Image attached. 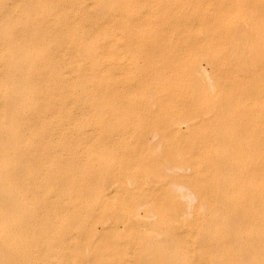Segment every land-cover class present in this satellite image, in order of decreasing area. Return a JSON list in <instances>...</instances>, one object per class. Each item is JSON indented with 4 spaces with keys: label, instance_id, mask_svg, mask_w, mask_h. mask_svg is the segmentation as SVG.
<instances>
[{
    "label": "rangeland",
    "instance_id": "1",
    "mask_svg": "<svg viewBox=\"0 0 264 264\" xmlns=\"http://www.w3.org/2000/svg\"><path fill=\"white\" fill-rule=\"evenodd\" d=\"M0 1H2L0 8L4 6L3 13H0L3 17L5 15L9 16V19L7 16L4 17L5 21H2V16L0 17V21L3 22L0 23L3 24V27H6L4 29L2 27L3 31H1L0 36L3 37L6 32H9L6 33L7 35L5 34L7 37H0L5 40L3 43L0 39V43H3L2 47L7 46L6 48L3 47V51L5 49L4 53L7 52L8 42H10L8 40L13 38L15 41L12 43L11 40L8 48L10 52L5 53L10 56H8L9 58L2 55V49V53L0 52V58L2 56L6 58L5 60L2 57L3 65L0 63V66H2L0 69L2 70L4 64H7L9 69L5 65L4 67L7 69L3 70H7V73L11 71L10 76L5 71L0 72L2 74L3 72L6 73L8 78L10 77L7 81V77L5 80V75L1 74L0 85L3 86V82L1 83L3 79L7 83L9 81L14 83L11 87L10 83L4 82L5 86H0L2 90H0V97L6 98L4 95L6 94V88L9 89L7 90L8 94L12 93L11 95H13L14 92H17L12 97L9 94L11 98H6L5 103L3 98H0V105H2L0 120L3 123L0 121V125L4 129L0 130V132L4 131L0 133V137L2 134L4 136L3 141L2 137L0 138V168L2 167L0 176L3 177L0 178V218L3 219L0 220L2 222L0 223L2 226L0 227V234L4 235L3 238L0 235V242L4 240V244L3 242L0 243V245H4L0 246V249L3 247L0 254L5 258L6 255L8 256L7 259L2 257L5 260L4 264H103L104 262L106 264H264V0H103L105 3L102 0H97L98 3L94 1L93 5L97 4L98 6L92 5L93 7L90 5L93 0H89L90 3L87 0L90 7L88 4L85 5L86 3L80 4V1L73 0V3H75H72L73 5H76V3H79L78 6L82 5L81 7L76 5L77 8L75 7V9L77 10H80L83 5L88 7H83L80 10L81 12L92 8L91 11L96 12V14L91 12L97 17H95V21L94 16L90 17L89 10L83 13V16L86 17L81 16L82 13L79 12L80 15L77 11L83 17L79 18V15L77 14V17L76 12H74V6H70V10H73L76 18L73 12L67 8L71 1L40 0V2L38 0L37 2V0H32L34 2H31L33 3L31 5L29 3L31 0H26L33 9V14L36 9L42 11L47 8L46 10H48L49 6L51 12L44 10L43 13L45 14H43L36 11L35 16L28 15L29 18L22 16L21 21H18V24L21 22L19 24V26L21 25V34L16 21L19 15L17 17L16 14L25 12L24 14L27 15L29 10L31 12V8L28 9L29 6L25 4L27 3L25 0H20L25 2L13 0V3L11 0L12 4L9 0ZM16 1L21 7V12L19 8V10L17 9L18 13L16 11L18 6ZM84 2L86 1L84 0ZM5 3L7 6L9 3L10 6L16 4V8H14V5L13 8L3 5ZM20 3H23L25 8ZM58 3L62 9L66 8L64 14L62 13L63 10L60 11L58 8L60 7ZM5 8L7 14L4 12ZM10 8L15 9V15ZM100 11L105 13V15L102 14L104 18ZM66 12H70V16ZM23 13L21 15H24ZM52 13L59 14V17ZM39 14H41L42 19H40ZM13 15L16 20L13 19ZM37 15L39 18H36ZM48 15H53L54 19L58 17L56 23L61 24H58V26L55 23L56 20H53L50 16L47 17ZM71 15L74 16V20ZM33 17L36 25L32 23ZM100 17L102 18L100 19ZM24 18L30 20L32 26H30V23L25 22L29 24L26 28L25 23L22 22ZM47 18L48 20L52 18L53 21L51 19L48 21ZM6 19L9 20V23ZM65 19L68 22H66L67 24ZM77 19H81V21ZM97 19L98 21L104 19L105 24H102L104 20L97 22ZM75 20L77 21L75 22ZM84 20H87L86 22L89 24L92 23L91 21L97 22V24L93 22L90 26L87 25L89 27L86 26L87 29ZM10 21L12 23L14 21V25L10 24ZM4 22L9 25L10 31L7 25H4ZM39 22H42V24ZM43 22L46 23L45 26H48L47 22H49V25L53 27L48 26V29L46 27V30H44ZM63 22L65 26L69 24L71 30L67 31L66 27L62 25ZM71 23L74 28L79 27L78 30L84 26V30L81 28V32L79 31L80 35L76 28L75 30L72 29ZM91 25H94V27H91ZM101 25L104 29H100ZM36 26L43 28H39L42 34L37 32L39 30ZM57 26L60 28H57ZM30 27L31 30H29ZM33 27L37 29L35 30ZM16 28L18 31H16ZM25 28L28 30L25 31ZM97 29H100V32ZM57 30H59V34L62 32V35L57 34ZM72 30L74 33L71 32ZM27 31L32 32L33 36L35 35V38L26 35L27 39H32L29 40L30 44L32 42L31 47H35L40 43V47H35L40 52L37 51L36 53V50L32 47L34 55L29 53L32 50H28L29 52L26 50L30 46L24 35ZM12 32H17L19 35ZM29 32L27 33L30 34ZM36 32L38 35H36ZM46 32H52L51 36L48 35V37ZM88 33L91 34V37ZM9 34L16 36L12 37ZM76 34L81 39L77 40ZM82 34L83 36L80 37ZM86 34L88 38L85 37ZM39 35L43 39V41L40 40L41 42H38L40 37L37 38V36ZM55 35H59L62 40L58 36L55 37ZM20 36H24L25 38L22 37L24 40L21 39V42H16L21 38ZM29 36L30 38H28ZM53 37L57 41L54 39L52 41L51 38ZM68 37L71 38V41H67ZM49 39L50 41H48ZM22 41L26 42L23 43ZM72 41L78 46L72 44ZM56 42L60 46L56 47L54 45L57 49L55 54L64 53L63 55L56 56L53 53L55 51H53L54 46L52 45ZM16 43L18 47L13 50L12 45L15 47ZM36 43L38 44L36 45ZM42 43L44 45L48 44L46 47L48 50L45 49ZM84 43L85 47L81 49ZM87 43H93L94 48L89 44L88 49ZM71 44V47H76V55L74 56L78 55L77 58L75 57L77 63L74 60V53L71 54L70 52H74V49L70 48ZM79 45L82 51L79 49ZM115 45L116 47H114ZM41 47L43 48L42 52ZM67 47L70 48V51ZM95 47L96 50H93ZM17 48H19L18 52H16ZM59 48L62 53L59 52ZM10 49L15 51L16 54ZM21 49L23 50L21 51ZM79 50L81 53H78ZM87 50L93 54L91 55ZM97 50L98 52H96ZM51 52L53 55L50 54ZM83 52L86 53V56L83 55ZM65 53H70L71 56L70 54L65 55ZM16 55L18 57L21 55L19 57L21 60H16L18 58ZM23 55L26 56L22 58ZM14 56L15 58H13ZM31 56L33 59H31ZM38 56L41 58L38 59L40 62L37 61ZM54 56L55 58L58 57L56 59L58 64L54 60ZM87 56H94L95 58L93 57L92 60L91 57L88 61ZM7 58L10 60L13 58L11 60L13 62L7 61ZM46 59L48 60L44 61ZM22 60L26 62H23L20 67ZM59 60L64 63L59 65V62H61ZM17 61L19 62L17 63ZM14 62L18 65L15 64V69L17 68L15 72L21 68L23 70L29 65L27 67L29 69H24L23 72L30 73L28 71L33 70L31 72L35 74L33 77L36 79L40 77L38 80L41 83L35 79L34 81L33 77H29L32 76L31 73L28 76L27 73L22 75L23 72L20 70V74L25 76L22 80L21 75H16L13 70H10L14 69ZM37 62H39L38 64L44 63H41L40 66L37 65V69H35ZM68 62L70 65H67ZM100 62L103 65H99ZM23 64H27V66ZM63 65L66 66L65 73L62 70L65 76L62 75L61 71L58 72V70L64 69ZM98 65L101 68L100 70ZM67 66L68 69L71 67V72L67 69ZM35 70H38V72L36 71V73ZM55 72L61 73V76L58 77L56 74L54 76ZM12 74H14L13 77ZM84 75L87 76L85 77L87 79L83 77ZM93 75L95 77L92 78ZM16 76L17 78H14ZM18 76L22 80L20 85L23 86L21 88L25 89H22L23 92L18 83L20 81L16 82V80H19ZM62 76L64 81L65 77L66 79L69 77L71 81L66 80L64 82ZM91 78L94 81H91ZM57 80H61L66 84L70 82L71 85L74 81L76 84L71 86L68 83L65 87L63 86L65 89H62L61 81L58 83ZM30 81L31 83H29ZM22 82L24 83L22 84ZM63 82L62 84H64ZM86 82L92 83L90 84L92 86L89 84L90 87L84 85L83 83ZM39 84L43 88L38 87L37 93L34 86H39ZM8 85L11 88L14 86L17 88L18 86L17 89L20 91H14V88L10 90ZM32 86L34 88H31ZM54 87L58 89L55 94L59 97L51 95L54 94L52 91H55ZM68 88L69 94L67 93ZM31 91H33V96L35 94L36 97L29 96ZM59 91L60 93H58ZM64 91L65 95H63ZM73 91L80 94L78 95ZM2 92L4 93L1 94ZM19 92L21 96L24 95V98L22 97L24 102L20 99ZM45 92L46 95L43 94ZM40 93L42 96H40ZM8 94L6 95L8 96ZM15 95H19L18 98ZM83 95L89 97L82 101L79 96L85 98ZM27 97H31L30 101ZM62 98L66 99L63 100ZM69 98L72 99L68 101ZM8 99L14 101L10 103ZM32 99L35 101L37 99V101H32ZM50 99L55 102L49 101ZM72 100L73 102H71ZM75 100L79 101L77 105L73 104ZM26 101L30 102H27V107L25 106ZM29 104L34 107L31 109ZM40 104H43L42 107H40ZM49 104L51 106L48 107ZM44 105L46 106L44 107ZM78 105L80 107H77ZM5 106H9L6 111L14 109L13 106H18V110L15 108L18 112L14 109V113L11 111L9 112L10 116H8V111L6 112L4 111L5 108L3 109ZM20 106L21 108H19ZM37 107L38 109H36ZM50 107L53 109L51 110ZM43 108L46 112H48L47 108L50 109V114H48L51 117H45L48 114L44 112ZM2 110L3 113L6 112L8 115L6 113L3 115ZM53 111L55 112L53 113ZM15 112L16 114L19 113L24 120L19 114L15 118ZM62 114L65 121L61 118ZM3 116V119L6 118L5 122L2 120ZM20 120H23V125L20 124ZM7 121L11 131L6 129L8 127V124L6 125ZM55 122L58 124L56 125ZM35 125H38V127ZM2 127L0 128L2 129ZM23 127L25 128L21 129ZM5 129L8 132H5ZM19 129L23 131L19 133ZM29 130L31 133L28 132ZM10 132L12 134H9ZM53 132H55V135ZM16 135L19 136L16 137ZM21 139H23L22 142ZM9 141H12V144ZM15 144L19 146L16 147ZM14 151L18 155L13 154ZM8 155L10 156L7 158ZM16 155L21 156L17 157ZM18 161H21L22 165ZM34 161L37 162L34 163ZM214 161H216V165ZM198 168L202 170L199 171ZM146 176L149 178L147 179ZM1 190H8L7 194ZM166 196L170 198L167 200ZM2 197L5 203L10 206H6L7 209L4 207L6 204ZM203 201L204 203H201ZM200 203L201 205L204 204L203 209L200 208L203 206H200ZM133 204L136 206L133 207ZM149 207L156 214L155 217L154 213L149 215L151 213ZM2 208L7 211L4 212ZM12 208L16 209L13 210ZM133 208H135V212H133L137 215L130 214ZM4 214L11 216L13 222L8 215L3 218L2 215ZM131 215L132 217L136 216L133 222L131 221L133 218H130ZM182 215L185 217H181ZM197 215L198 217H196ZM111 216H113L112 219ZM151 216L153 217L151 218ZM156 218L158 224L161 222L160 227L155 224ZM193 218H198L196 219L197 222ZM205 220L209 221L210 226ZM4 222L6 226H9L7 228L11 227V229L7 230L3 224ZM3 226L5 230H3ZM162 227L163 229H160ZM188 227H190V230L187 229ZM152 228L155 229L154 233L150 231V229L153 230ZM156 229L159 230L156 231ZM206 229L210 232L207 231V233ZM13 231L15 233H12ZM13 234H15V238H10ZM17 237L18 240L14 241ZM170 237L173 238L171 241ZM167 238L170 242L166 240ZM6 240L9 244L5 243ZM90 242L93 244H90ZM95 246H97V249ZM5 247H8L6 248V250L8 249L7 252L12 254H5L7 253ZM15 248L17 250H14ZM11 249L13 250L11 251ZM208 250L212 253L209 254ZM172 253L173 255L170 256ZM175 255L176 259H174ZM9 257L11 258L9 259ZM1 259L0 264L3 262ZM11 259L12 263H10ZM7 261L9 262L7 263ZM168 261L169 263H167Z\"/></svg>",
    "mask_w": 264,
    "mask_h": 264
},
{
    "label": "bare ground",
    "instance_id": "2",
    "mask_svg": "<svg viewBox=\"0 0 264 264\" xmlns=\"http://www.w3.org/2000/svg\"><path fill=\"white\" fill-rule=\"evenodd\" d=\"M7 1H8V0H7ZM9 1H10V3H11V0H9ZM14 1H15V0H14ZM17 1L19 2L20 0H17ZM17 1H16V4L18 3ZM25 1H26V0H25ZM25 1H20V2H25ZM28 1H29V0H28ZM28 1H26L27 3H25V4H27L28 6H29V3L34 2V1L31 0V1L28 3ZM39 1H40V0H39ZM51 1H52V0H51ZM56 1H59V0H56ZM63 1H64V2H69V1H71V2H70V5H69V3H67V5H69L67 8H69V10H70V8H71L70 6H74L73 9H74V12H76V15L80 12V13H82V15H81L80 13H79V14H80L81 16H83V13H84V12L86 13L87 10H89L90 13L93 12V11H91L92 8L87 9V10L85 9V11L82 10V12H81L80 10H81L83 7H84V8H88V7H85L84 5H83L82 8H80V10L75 9L76 5H77V7H81L82 5L78 6L79 3H78V4L76 3V5H73V4H75V3H73V0H67V1L63 0ZM78 1H80V4H81V3H83V4L86 3L85 5L88 4V3H87V0H85L86 2H84V0H78ZM81 1H82V2H81ZM88 1H89V0H88ZM94 1H96V3H98L97 0H93V2H91L92 4H91L90 1H89L91 7H93V6H95V5L98 6L97 4L93 5V4H94ZM102 1H103V0H102ZM105 1H106V0H105ZM105 1H103V2L105 3ZM1 2H2V1H0V4H1ZM5 2H6V1H5ZM37 2H38V0H37ZM40 2H41V1H40ZM40 2H39V3H40ZM44 2H45V1H44ZM48 2H49V1H48ZM61 2H62V1H61ZM74 2H76V1H74ZM3 3H4V2H3ZM10 3H9L8 6H9V7H12L14 4H13L12 6H10ZM12 3H13V0H12ZM12 3H11V4H12ZM14 3H15V2H14ZM45 3H46V2H45ZM54 3H55V1H54ZM72 3H73V4H72ZM16 4L14 5V8H16V7H15ZM20 4H21V3H20ZM25 4H24V5H25ZM34 4H35V3H34ZM51 4H52V3H51ZM58 4H59V3H58ZM71 4H72V5H71ZM3 5H6V3L3 4ZM17 5H18V4H17ZM31 5H33V3H31ZM35 5H36V4H35ZM47 5H48V4H47ZM53 5H54V4H53ZM55 5L58 6L57 4H55ZM65 5H66V4H65ZM67 5H66V6H67ZM90 5L88 4L89 7H90ZM92 5H93V6H92ZM104 5H105V4H104ZM104 5H103V6H104ZM133 5H134V4H133ZM6 6H7V5H6ZM6 6H5V7H6ZM8 6H7V7H8ZM21 6H23V3L21 4ZM36 6H37V5H36ZM38 6H39V5H38ZM42 6H43V5H42ZM42 6H40V7L42 8ZM59 6L61 7L60 4H59ZM103 6H101V7L104 8ZM127 6H129V4H127ZM237 6H238V5H237ZM7 7H6V8H7ZM23 7H24V6H23ZM33 7H34V6H33ZM44 7H45V4H44ZM46 7H48V6H46ZM54 7H55V6H54ZM54 7H53V8H54ZM60 7H58V8L60 9V11L63 10V11H62V13H63L64 10H65L66 8L62 9V7H61V8H60ZM64 7H65V6H64ZM77 7H76V8H77ZM131 7H132V6H131ZM3 8H4V6H3ZM3 8H2V7L0 8V9H1V10H0L1 13H3V10H2ZM6 8H5V11H4L5 14H7V13H6ZM12 8H13V7H12ZM12 8H10V9H12ZM18 8L20 9L21 7H19V5L17 6V8H16L17 13H18V10H19ZM24 8H25V7H24ZM24 8H23V9H24ZM27 8H28V7L26 6V9H27ZM30 8H31V7L29 6L28 9H30ZM36 8H37V7H36ZM36 8H35V9H36ZM49 8H50V6L48 7V10H49ZM51 8H52V7H51ZM56 8H57V7H56ZM56 8H55V10H56ZM94 8H95V7H94ZM17 9H18V10H17ZM38 9H40V8H38ZM46 9H47V8H45L44 10H46ZM99 9H101V8H99ZM24 10H25V9H24ZM32 10H33V9L31 8V12H30V10H29V11H28L29 13H28L27 15H25V14H24L25 12H24V13L21 12V9H20V12H21L20 14H16V13L14 12L15 9H14V10L12 9L11 12L13 11V12H14V15L16 14V16L19 15L20 18L17 16L19 19L17 18V20H16V18H15L14 15H13L12 17H14L13 19L16 20V21H17V24H18V21H19V20L21 21V17H22V16H23V17H24V16H27V17H28V15H29V16H33L34 14L36 15V13H35L36 11H37V13H39V12H42V13H43V11H44V10L41 11V10H37V9H36L35 11H33V12H34V14H33V13H32ZM48 10H46V11H48ZM52 10H54V9H52ZM55 10H54V11H55ZM69 10H68V11H69ZM25 11H26V10H25ZM49 11H50V10H49ZM70 11H71V10H70ZM77 11H78V13H77ZM94 11H95V10H94ZM98 11H99V10H98ZM98 11H97V13H98ZM101 11H102V9H101ZM101 11H100V12H101ZM103 11H104V10H103ZM7 12H8V11H7ZM13 12H12V13H13ZM26 12H27V11H26ZM50 12H51V11H50ZM50 12H48V13H50ZM55 12H56V11H55ZM71 12H73V10H72ZM74 12H73V15L75 16ZM104 12H105V11H104ZM104 12H103V13L101 12L100 14H101V15H102V14L105 15ZM1 13H0V17L2 16ZM22 13H23L24 15H21ZM31 13H32V14H31ZM42 13H41V14H42ZM48 13H46V14H48ZM58 13H59V10H58ZM60 13H61V12H60ZM62 13H61V14H62ZM66 13H67V15H68L70 12H66ZM66 13H65V15H66ZM87 13H88V12H87ZM90 13H89V14H90ZM93 13H94V12H93ZM30 14H31V15H30ZM41 14H39L40 19H42V18H41ZM43 14H45V13H43ZM43 14H42V15H43ZM50 14H51V13H50ZM52 14H54V13H52ZM55 14L59 17V14H57V13H55ZM55 14H54V15H55ZM63 14H64V13H63ZM70 14H71V13H70ZM70 14H69L68 16H70ZM79 14H78V15H79ZM94 14H96V12H95ZM100 14H98V15H100ZM3 15H4V14H3ZM35 15H34V16H35ZM78 15H77V17H78ZM80 15H79V18L81 17ZM6 16H7V15H5L4 17H6ZM43 16H44V15H43ZM49 16L52 17V18L54 17L53 15H52V16H51V15H48L47 17H49ZM57 16H55V17H57ZM60 16H61V15H60ZM74 16L71 15V18H72L73 20L75 19V18H73ZM89 16H90V15H89ZM89 16H88V18H89ZM92 16H94V15L91 13V16H90V17H92ZM102 16H103V15H102ZM4 17H3V16L1 17V18H3L2 21H5V18H4ZM27 17H26V18H27ZM37 17H38V15L36 16V18H37ZM39 17H38V18H39ZM44 17H45V16H44ZM58 17L55 18V19L53 18V20H56V19L58 20ZM61 17H62V16H61ZM64 17H65V16H64ZM64 17H63V18H64ZM75 17H76V16H75ZM77 17H76V18H77ZM83 17H86V16H83ZM83 17H81V18H83ZM95 17H96V16H94V21L96 20ZM1 18H0V20H1ZM7 18L9 19V16H7ZM26 18H24L25 20L23 19L22 22H23V23H25V22L30 23V22H29L30 20H28V19H26ZM28 18H29V17H28ZM36 18H35V20H36ZM45 18H46V17H45ZM52 18H49V20L51 19V21H53ZM66 18H67V16H66ZM68 18H69V17H68ZM96 18H97V17H96ZM101 18H102V17H100V19H101ZM103 18H104V16H103ZM40 19H39V20H40ZM43 19H44V18H43ZM61 19H62V18H61ZM86 19H87V18H86ZM6 20H7V19H6ZM10 20H11V19H10ZM26 20H28V21H26ZM32 20H33L32 23H34V17H33ZM37 20H38V19H37ZM47 20H48V18H47ZM49 20H48V21H49ZM57 20L55 21V23L57 22ZM63 20H64V19H63ZM73 20H72V21H73ZM77 20H78V19H77ZM77 20H75V22H76ZM90 20H91V19H90ZM92 20H93V19H92ZM103 20H104V19H103ZM103 20H101V21L99 20V21H98V19H97V22H102ZM2 21H0V22H2ZM8 21H9V20H7V22H8ZM78 21H81V19L78 20ZM84 21L86 22L87 20H84ZM94 21H91V22L93 23ZM10 22H11L10 24L14 25V24H13L14 21H13V23H12V21H10ZM44 22H45V21H44ZM44 22H43L44 27H45L44 30H46V27H47V29H48V26H52V25H49V22H47L48 26H45L46 23H44ZM58 22H59V21H58ZM66 22H67V21H66V19H65V23H66ZM75 22H73V23H75ZM89 22H90V21H89ZM97 22H96V23L94 22V23L97 24ZM104 22H105V20L102 22V24H103ZM2 23H3V22H2ZM8 23H9V22H8ZM39 23L42 24V22H39ZM50 23H51V22H50ZM53 23H54V22H53ZM53 23H52V24H53ZM63 23H64V22H63ZM65 23L62 24V25L65 26ZM67 23H68V22H67ZM67 23H66V24H67ZM79 23H82V22H79ZM79 23H78V24H79ZM92 23H90V24H92ZM15 24H16V23H15ZM17 24H16V25H17ZM19 24H21V22H19ZM19 24L17 25V28H19V31H20V26H21V25L19 26ZM34 24L36 25V22H35ZM56 24L58 25L59 23H56ZM60 24H61V23H60ZM60 24H59V25H60ZM76 24H77V23H76ZM83 24H84V23H83ZM83 24H81V25L83 26ZM90 24H89L88 22H86V24H84V25H85V28L89 27ZM99 24H100V23H99ZM104 24H105V23H104ZM0 25H1V27H0V28H1V30H0V34H2L1 31H3V30H2L3 24L0 23ZM4 25H7V24H5V22H4ZM12 25H11V26H12ZM16 25H15V27H16ZM24 25H26V28H28V25H29V24H26V23H25ZM38 25H40V24H38ZM59 25H58V26H59ZM71 25H72V23H71ZM87 25H89V26H87ZM18 26H19V27H18ZM22 26H23V25H22ZM30 26H32L31 23H30ZM58 26H57V28H60V27H58ZM64 26H63V28H64ZM79 26H80V25H79ZM86 26H87V27H86ZM96 26H98V25H96ZM103 26H104V25H103ZM8 27H9V25H7V28H8ZM12 27H14V26H12ZM12 27H11V28H12ZM36 27H38V26H36ZM52 27H53V26H52ZM65 27H66L65 29H66L67 31L71 30V28L69 27V24L66 25ZM71 27H72V29L74 28L73 25H72ZM83 27H84V26H83ZM83 27H80V30H81V28L83 29ZM91 27H94V25H93V26L91 25ZM91 27H90V31H91ZM99 27H100V25H99ZM4 28H6V27H3V29H4ZM17 28H16V31H18ZM26 28L24 29L25 31L28 30V29H26ZM33 28H34L35 30L37 29V28H35V27H33ZM39 28H42V27L39 26V27H38V30H39ZM49 28H50V27H49ZM55 28H56V27L54 26V29H55ZM61 28H62V26H61ZM68 28H69V29H68ZM75 28H76V27H75ZM75 28H74L73 30H75ZM78 28H79V27L76 28V31L78 30ZM95 28H96V27H95ZM102 28H103V27H102V25H101V28H100V29H102ZM31 29H32V28L30 27L29 30H31ZM42 29H43V28H42ZM87 29H88V28H87ZM92 29L94 30V28H92ZM100 29H97V31H99ZM103 29H104V28H103ZM6 30H7V29H6ZM8 30L10 31V28H8ZM12 30H13V28H12ZM14 30H15V29H14ZM50 30H51V28H50ZM61 30H62V29H61ZM63 30H64V29H63ZM63 30H62V31H63ZM73 30L71 31L72 33H74ZM80 30H78V33H79ZM83 30H84V29H83ZM93 30H92V33L94 32ZM40 31H41V30H39V31H37V32H40ZM52 31H53V30H52ZM58 31H59V30H57V34H59ZM64 31H65V30H64ZM76 31H75V32H76ZM86 31H87V30H86ZM86 31H85V32H86ZM27 32H29V31H27ZM27 32H26V33H27ZM37 32H36V35H38ZM41 32H42V31H41ZM41 32H40V34H42ZM44 32H45V31H44ZM55 32H56V30H55ZM60 32H61V31H60ZM80 32H81V31H80ZM99 32H100V31H99ZM4 33H5V32H4ZM6 33H9V32H6ZM6 33H5V34H6ZM12 33H13V34H16V35H19V33H17V32H16V33H15V32H12ZM23 33H24V31H23ZM26 33L24 34L25 37H26V39H27V36H26V35H31V38H32V36H33V35L31 34L32 32H31V33L29 32L30 34H28V33L26 34ZM49 33H50V32H46L47 36H48V35L51 36L52 32H51L50 34H49ZM78 33H77V34H78ZM103 33H104V31H103ZM5 34H4V36H5ZM10 34H11V33H10ZM10 34H9V35H10ZM20 34H21V31H20ZM54 34H55V33H54ZM60 34L62 35V32H61ZM60 34H59V35H60ZM65 34H66V33H65ZM65 34H64V35H65ZM68 34H69V33H68ZM77 34H76V35H77ZM101 34H102V32H101ZM236 34L238 35V33H236ZM6 35H7V34H6ZM16 35H10V36L15 37ZM59 35H55V37H56V36L59 37ZM64 35H63V36H64ZM70 35H71V34H70ZM79 35H80V33H79ZM84 35H85V34H84ZM88 35H89V33H88ZM90 35H91V34H90ZM90 35H89V36H90ZM96 35H98V34H96ZM103 35H104V34H103ZM234 35H235V34H234ZM241 35H242V34H241ZM4 36H3V37H4ZM49 36H48V37H49ZM63 36H62V37H63ZM67 36H68V35H67ZM74 36H75V34H74ZM82 36H83V34H82L80 37H82ZM93 36H94V35H93ZM227 36H228V35H227ZM235 36H236V35H235ZM0 37L3 38L2 35H1ZM5 37H7V36H5ZM12 37H11V38H12ZM20 37H21V36H20ZM22 37H24V36H22ZM22 37L19 39L20 41L17 39L18 41H16V42H21ZM25 37H24V38H25ZM33 37L35 38V35H34ZM38 37H40V38L38 39V40H39L38 42H41L40 40L43 41V39H41V36H40V35L37 36V38H38ZM42 37H43V36H42ZM44 37H45V36H44ZM58 37H57V38H58ZM72 37H73V36H72ZM77 37H78V38H77ZM77 37H76L77 40L81 39V38H79L78 35H77ZM85 37H87V34H86ZM90 37H91V36H90ZM101 37H102V36H101ZM101 37H100V39H101ZM1 38H0V39H1ZM17 38H18V36H17ZM28 38H30V36H29ZM34 38H33V40H34ZM46 38H47V37H46ZM59 38H60V37H59ZM59 38H58V39H59ZM63 38H64V37H63ZM65 38H66V37H65ZM68 38H69V37H68ZM68 38H67V41H71V40H70L71 38H69V39H68ZM87 38H88V37H87ZM95 38H96V37H95ZM98 38H99V37H98ZM222 38H224V37H222ZM233 38H234V37H233ZM8 39H9V38H8ZM14 39H15V38H14ZM26 39H25V40H26ZM47 39H48V38H47ZM52 39H54V37L51 38V40H52ZM60 39H61V38H60ZM60 39H59V40H60ZM73 39H74V38H73ZM73 39H72V40H73ZM76 39H75V40H76ZM82 39H84V38H82ZM1 40H2V42L4 43L5 40H4V39H1ZM1 40H0V42H1ZM6 40H7V39H6ZM11 40H12V43H13V41H14L13 38L10 39V40H8V41H10V42L7 41L8 44H9V45H8V48H9V46H10ZM22 40H24V39H22ZM29 40H30V39H27V40H26V41L29 42L28 44L30 45V46H29V49H26V50H27V51H28V50H29V51L32 50V52H29V51H28V52L33 54V49H35V47L39 46L40 43H39V44L36 43V45H37V44H38V45L35 46V47L32 46V47H33V49H32V47H31L32 42H31V44H30V41H31L32 39H31L30 41H29ZM35 40H37V39H35ZM54 40H56V38H55ZM59 40H58V41H59ZM61 40H62V39H61ZM77 40H76V42H77ZM89 40H90V39H89ZM26 41H24V42H26ZM46 41H47V40H46ZM46 41H45V42H46ZM48 41H50V39H49ZM52 41H53V40H52ZM56 41H57V40H56ZM64 41H65V40H64ZM73 41H74V40H73ZM73 41H72V44L75 45L76 43H73ZM80 41H81V40H80ZM82 41L84 42V40H82ZM14 42H15V41H14ZM22 42H23V41H22ZM24 42H23V43H24ZM78 42H79V41H78ZM85 42H86V41H85ZM87 42H88V41H87ZM89 42H91V41H89ZM3 43H2V44H3ZM33 43H34V41H33ZM52 43H53V42H52ZM57 43H58V42H56V43L53 44L52 46L55 45L56 47H57V46L59 47L60 45H57ZM60 43H61V42H60ZM68 43H69V42H68ZM70 43H71V42H70ZM70 43H69V44H70ZM0 44H1V43H0ZM2 44H1V48H0V52H1V53H2V51H3V47H4V46L2 47ZM5 44H6V43H5ZM5 44H4V45H5ZM20 44L22 45V43H20ZM61 44H63V43H61ZM64 44H65V42H64ZM72 44L70 45V48H71L72 50L74 49V52H73V51H70V48H69V47H67V48H69V51L71 52V54L74 53V54H73V56H74V55H76V53H75V48H76L78 45L76 44L77 46L75 45L76 47L74 46V48H73V47H71ZM87 44H88V43H87ZM89 44H90V43H89ZM89 44H88V49H89ZM92 44H93V43H92ZM92 44H90V46H91ZM21 45H19V46H21ZM24 45L27 46L26 44H24ZM42 45H44V44L42 43ZM47 45H48V44H47ZM47 45H46V44L44 45V46H45V49H46ZM49 45H51V44L49 43ZM66 45H67V44H66ZM80 45H81V42H80ZM80 45H79V49H80ZM5 46H6V45H5ZM25 46H24V47H25ZM44 46H43V48H44ZM52 46H51V48H52ZM55 46L53 47L54 49L56 48ZM61 46H62V45H61ZM67 46H68V45H67ZM82 46H83V47H82ZM82 46H81V49H83V48L85 47V43H84ZM86 46H87V45H86ZM6 47H7V46H6ZM6 47H4V48H6ZM16 47H18V46H17V43H16V46H15V47L12 45V48H14L13 50H15ZM30 47H31V49H30ZM39 47H40V46H39ZM39 47H38V48H39ZM91 47L94 48L93 45H92ZM114 47H116V45H115ZM114 47H113V49H114ZM8 48L6 49V50H7V52H5L6 54H7L8 52H10ZM19 48H21V47H19ZM19 48H17V51H16V52H18V49H19ZM26 48H28V47H26ZM43 48L41 47V49H40L41 52H42V49H43ZM62 48H66V47H62ZM86 48H87V47H86ZM92 48H91V49H92ZM118 48H119V47H118ZM1 49H2V51H1ZM45 49H44V50H45ZM54 49H53V51H55V52H53V53L55 54L57 49H55V50H54ZM81 49H80V50H81ZM110 49H111V48H110ZM10 50H12V49H10ZM13 50H12V51H13ZM22 50H23V49H21V51H22ZM35 50H36V49H35ZM46 50H48V49H46ZM58 50H60V48H59ZM63 50H64V49H63ZM80 50L78 51V53L80 52ZM84 50H85V49H84ZM93 50H96V47H95V49H93ZM235 50H236V48H235ZM235 50H234V51H235ZM4 51H5V49H4ZM4 51H3L2 55H5V57H8L9 55H6V54L4 53ZM23 51H24V54H25V48H24ZM37 51L40 52L39 50H36V53H37ZM50 51H52V49H50ZM66 51H67V50H66ZM66 51H65V52H66ZM81 51H82V50H81ZM87 51H88V50H87ZM13 52H15V51H13ZM16 52H15V54H16ZM59 52H61V50H60ZM59 52H57V53H59ZM67 52H68V51H67ZM85 52H86V51H85ZM85 52H83V55L86 54ZM90 52H91V51H90ZM90 52L88 51V53H90ZM92 52H93V51H92ZM96 52H98V50H97ZM113 52H114V51H113ZM239 52H240V51H239ZM19 53H20V50H19ZM46 53H49V52H46ZM61 53H62V52H61ZM80 53H81V52H80ZM99 53H100V51H99ZM9 54L11 55L12 53H9ZM21 54H22V53H21ZM42 54H43V53H42ZM50 54H52V52H51ZM63 54H64V53H63ZM63 54H60V55H63ZM66 54H70V53H65V55H66ZM71 54H70V56H71ZM90 54H91V53H90ZM92 54H93V53H92ZM92 54H91V55H92ZM100 54H102V53H100ZM2 55H1V56H2ZM26 55H27V53H26ZM26 55H23L22 58H24V56H26ZM33 55H34V54H33ZM35 55H36V54H35ZM37 55H38V54H37ZM52 55H53V54H52ZM55 55L58 56L59 54H58V55L55 54ZM60 55H59V56H60ZM65 55H64V56H65ZM87 55H88V54H87ZM12 56H13V55H12ZM20 56H21V55H20ZM20 56H19V57H20ZM28 56H29V55H28ZM40 56H41V54H40ZM44 56H45V55H44ZM46 56H47V55H46ZM77 56H78V55H77ZM77 56H74V60H75V57L77 58ZM81 56H82V55H81ZM85 56H86V55H85ZM88 56H89V55H88ZM88 56H87V57H88ZM99 56H101V55H99ZM2 57H3V56H2ZM2 57L0 58V59H1V60H0V63L3 65V63H2ZM9 57H10V56H9ZM9 57H8V58H9ZM16 57H18V55H16ZM19 57L16 58V60H17V59H20ZM36 57H37V56H36ZM82 57H83V56H82ZM91 57H92V56L88 57V61H89V58H91ZM93 57H94V56H93ZM93 57L91 58L92 60H93ZM3 58H4V57H3ZM8 58H7V59H8ZM13 58H15V56H14ZM13 58H12V59H13ZM26 58H27V57H26ZM50 58H51V57H50ZM53 58H55V56H54ZM53 58H52V59H53ZM57 58H58V57H57ZM57 58H55L54 60H56ZM59 58H60V57H59ZM72 58H73V57H72ZM94 58H95V57H94ZM4 59L6 60V58H4ZM4 59H3V60H4ZM12 59H11V60H12ZM28 59H30V58H28ZM31 59H33L32 56H31ZM38 59H41V58L38 56L37 61H39ZM60 59H61V58H60ZM63 59H64V58H63ZM5 60H4V61H5ZM11 60L8 59L7 61H11ZM20 60H21V59H20ZM23 60H24V59H23ZM23 60H22V62L20 61V62H21L20 67H21L22 63L24 62ZM26 60H27V59H26ZM42 60H43V59H42ZM47 60H48V59H46V60H44V61H47ZM71 60H72V59H71ZM71 60H70V62H71ZM7 61H6V62H7ZM14 61H15V60H14ZM27 61H29V60H27ZM31 61H32V60H31ZM33 61H34V60H33ZM59 61H61V60H59ZM11 62H13V61H11ZM18 62H19V61H17V63H18ZM25 62H26V61H25ZM25 62H24V63H25ZM29 62H30V61H29ZM29 62H28V63H29ZM34 62H36V61H34ZM39 62H40V61H39ZM39 62L36 63V68H35V66H34L35 69H37V65L40 66L41 63H42V64L44 63V62H41L40 64H38ZM50 62H51V61H50ZM56 62H57V60H56ZM65 62H66V61H65ZM72 62H74V61H72ZM75 62L77 63L76 60H75ZM9 63H10V62H9ZM17 63L14 62V65L12 64L14 69H10V70H13L14 73H15L16 75H21V74H20V70H21L22 68L20 69V67H19L18 70H19V69H20V70L17 71V72H15L16 69H17V68L15 69V67H16L15 64L17 65ZM30 63H31V62H30ZM46 63H47V62H46ZM61 63H62V61L59 62V65H62L64 62H63L62 64H61ZM68 63H69V62H68ZM68 63H67V65H70V63H69V64H68ZM92 63H93V62H92ZM10 64H11V63H10ZM47 64H48V63H47ZM57 64H58V62H57ZM57 64H56V66H58ZM65 64H66V63H65ZM71 64H72V63H71ZM73 64H74V63H73ZM100 64H101V62L99 63V65H100ZM5 65L7 66V64H4V66H5ZM23 65L27 66V64H23ZM34 65H35V63H34ZM52 65H53V63H52ZM76 65H77V64H76ZM76 65H74V66L76 67ZM89 65H90V64H89ZM99 65H98V67H99ZM101 65H103V64H101ZM4 66H3V69L6 68V67H4ZM17 66H18V65H17ZM28 66H29V65H28ZM28 66H27V67H28ZM31 66H32V65H31ZM56 66H54V67L56 68ZM74 66H72V67H74ZM80 66H81V65H80ZM9 67H10V65H9ZM27 67H25V68L23 67V68L26 69V70H28L29 68H27ZM32 67H33V66H32ZM41 67L43 68L42 65H41ZM41 67H40V68H41ZM63 67H64V69L58 70V72L61 71L62 75L65 73V70H66V69H65L66 66L63 65ZM63 67H62V68H63ZM78 67H79V65H78ZM95 67H97V66H95ZM98 67H97V68H98ZM263 67H264V66H263ZM0 68H2V66H0ZM7 68H8V66H7ZM7 68H6V69H7ZM30 68H31V67H30ZM57 68H58V67H57ZM69 68L71 69V67H69ZM76 68H77V67H76ZM81 68H82V67H81ZM87 68H88V67H87ZM90 68H92V67H90ZM104 68H106V67H104ZM3 69H2V70L0 69V72H1V71H5V72L7 71V70H3ZM8 69H9V68H8ZM24 69H23V70H24ZM46 69H47V68H46ZM59 69H60V68H59ZM67 69H68V66H67ZM70 69H68V70L70 71ZM77 69H78V68H77ZM93 69H94V68H93ZM93 69H91V70H93ZM95 69H96V68H95ZM100 69H101V68L99 67V70H100ZM102 69H103V68H102ZM10 70H9V71H10ZM23 70H21V72H23ZM38 70H39V67H38ZM38 70H35V72H36V71L38 72ZM47 70H48V69H47ZM54 70L56 71V69H54ZM62 70L64 71V73H63ZM68 70H67V71H68ZM79 70H80V67H79ZM88 70H89V69H88ZM91 70H90V71H91ZM105 70H106V69H105ZM13 71H12V73H13ZM41 71H42V70H41ZM72 71H74V70L72 69ZM76 71H77V70H76ZM76 71H75V72H76ZM96 71H97V69H96ZM117 71H118V70H117ZM28 72L31 73V72H33V70H32V71H28ZM37 72H36V73H37ZM42 72H43V71H42ZM53 72H54V71H53ZM58 72H57V73L55 72V73H54V76H55V74H56V75H58V77H59V75H60L61 73L58 74ZM70 72H71V71H70ZM70 72H68V73L70 74ZM75 72H74V73H75ZM94 72H95V71H94ZM6 73H7V72H6ZM6 73L3 72V74L5 75L4 79L7 77V76H6L7 74H9V76H10L11 71H10V73H7V74H6ZM17 73H18V74H17ZM24 73L26 74L27 72L24 71V72L22 73V75H25ZM30 73H27V76H28V74H30ZM39 73H40V72H39ZM45 73H46V72H45ZM99 73H100V72H99ZM1 74H2V73H0V76H1ZM3 74H2V75H3ZM76 74H77V73H76ZM97 74H98V72H97ZM103 74H104V72H103ZM4 75H3V76H4ZM13 75H14V74H12L11 76L13 77ZM22 75H21V76H22ZM31 75H32V76H29V77H33V76H35L34 73H31ZM40 75H41V74H40ZM52 75H53V74H52ZM71 75L73 76V73H72ZM101 75H102V73H101ZM27 76H26V77H27ZM60 76H61V75H60ZM63 76H65V74H64ZM63 76H62V77H63ZM72 76H71V78H72ZM99 76H100V75H99ZM102 76H103V75H102ZM24 77H25V76H22V80H23ZM69 77H70V75H69ZM69 77H67V79H66V77H65V81H66V80L71 81ZM83 77L85 78V77H87V76L84 75ZM93 77H95V76L93 75L92 78H93ZM97 77H98V76H97ZM103 77H104V76H103ZM1 78H3V77H1ZM9 78H10V77H9ZM9 78H8V77L6 78L7 81L9 80ZM14 78H17V76L14 77ZM18 78H19V80H16V82L20 81V82H18L19 85H20V83H21L22 80H20L21 77L18 76ZM38 78H40V77H38ZM38 78L36 79V78L33 77L32 79H33V80L35 79V80L37 81ZM56 78H57V77H56ZM56 78H54V79H56ZM60 78H61V77H60ZM60 78H59V79H60ZM68 78H69V79H68ZM78 78H79V77H78ZM81 78H82V77L80 76V79H81ZM92 78H91V79H92ZM98 78H99V77H98ZM101 78H102V77H101ZM4 79H3V80H4ZM6 79H5V80H6ZM25 79H26V78H25ZM25 79H24V81H25ZM27 79H29V78L27 77ZM61 79H62V78H61ZM76 79H77V78H76ZM80 79H79V80H80ZM85 79H87V78H85ZM94 79H95V78H94ZM3 80L1 81V83L3 82V86H5V85H4V82H6V81H3ZM35 80H34V81H35ZM43 80H44V77H43ZM50 80H51V79H50ZM50 80H49V81H50ZM62 80L64 81V77H63ZM73 80H75V79H73ZM83 80H84V79H83ZM28 81H29V80H28ZM28 81H27V82H28ZM38 81L41 83L40 80H38ZM57 81H58V83H59L61 80H60V81L57 80ZM63 81H61L62 89H65V88H63V86L65 87V85H67V84L70 83V82H68V83L66 84V83H64L65 81H64V82H63ZM81 81H82V80H81ZM87 81H88V80H87ZM91 81H94V80L92 79ZM99 81H100V80H99ZM102 81H104L103 78H102ZM45 82H46V81H45ZM62 82H63L64 84H62ZM76 82H77V81H76ZM79 82H80V81H79ZM82 82H83V81H82ZM84 82H85V80H84ZM6 83H7V82H6ZM8 83H10V81H9ZM8 83H7V84H8ZM12 83H13V82H12ZM12 83H10L9 85L11 86ZM23 83H24V82H22V84H23ZM25 83H26V81H25ZM29 83H31V81H30ZM29 83H28V84H29ZM37 84H38V83H37ZM37 84H36V85H37ZM54 84H55V82H54ZM56 84H57V82H56ZM74 84H76V83H74V81H73V84H72V85L74 86ZM80 84H81V83H80ZM83 84H84V85H85V84L88 85L89 83L86 82V83H83ZM90 84H92V83H90ZM90 84H89V85H90ZM101 84H103V83L101 82ZM9 85H8V87H10ZM13 85H14V83H13ZM13 85H12V86H13ZM16 85H17V84H16ZM25 85H26V84H25ZM36 85L34 86L36 89H35L33 86H32L31 88H34V90H37V93H38V89H37V88L40 87V84H39V86H36ZM42 85H43V84H42ZM69 85H71V83H70ZM72 85H71V86H72ZM89 85H88V86H89ZM93 85H94V84H93ZM0 86H1V85H0ZM3 86H1V87H3ZM12 86H11V87H12ZM21 86H23V85H20V88H21ZM53 86H54V85H53ZM59 86H60V84H59ZM71 86H70V87H71ZM77 86H78V85H77ZM77 86H75V87L77 88ZM90 86H92V85H90ZM90 86H89V87H90ZM11 87H10V90H12L13 88L15 89L14 91L19 90V89H17V88H19L18 86H17V88H15V86H14L13 88H11ZM27 87H28V86H27ZM27 87H26V88H27ZM29 87H30V86H29ZM29 87H28V88H29ZM48 87H49V86H48ZM66 87H69V86H66ZM83 87H85V86H83ZM31 88H30V89H31ZM40 88H41V87H40ZM42 88H43V87H42ZM42 88H41V89H42ZM49 88H50V87H49ZM54 88H55V91L52 90V91L54 92V94H51V95H57V94H55V93H56V90H58V89H57L56 87H54ZM54 88H52V89H54ZM58 88H59V87H58ZM78 88H79V87H78ZM4 89H5V88H4ZM4 89H3V90H4ZM6 89L9 90L8 88H6ZM22 89H24V88H23V87L21 88V91L23 92ZM92 89H93V88H92ZM0 90H1V89H0ZM7 90H5V93H6V94H8V93H7ZM24 90H25V89H24ZM43 90H44V89H43ZM71 90H72V88H71ZM79 90H80V89H79ZM1 91H2V90H1ZM1 91H0V92H1ZM14 91H13V92H14ZM19 91H20V90H19ZM48 91H49V90H48ZM65 91H66V90H65ZM65 91H64L63 95H65ZM68 91H69V88H68V90H67V93H68ZM77 91H78V90H77ZM85 91H86V90H85ZM85 91H84V92H85ZM8 92H9V91H8ZM10 92H11V91H10ZM28 92H29V90H28ZM32 92H33V91H31V94H29V96L31 95L32 97H34L35 94H34V96H33ZM35 92H36V91H35ZM40 92L42 93V90H41ZM43 92H44V91H43ZM73 92L77 93L76 91H73ZM80 92H81V91H80ZM3 93H4V92H2L1 94H3ZM16 93H17V92H16ZM16 93L14 92V94H16ZM25 93H26V92H25ZM29 93H30V92H29ZM41 93H40V96H42ZM58 93H60V91H59ZM6 94H4V95L6 96V98L10 97V96H9L10 93L8 94V96H7ZM11 94H12V93H11ZM11 94H10V95H11ZM14 94H13V95H14ZM19 94H20V92H19ZM43 94L46 95V92L43 93ZM68 94H69V93H68ZM77 94H78V93H77ZM79 94H80V93H79ZM79 94H78V95H79ZM87 94H88V93H87ZM13 95H11V97H12ZM36 95H37V94H36ZM59 95H61V94H59ZM78 95H76V96L78 97ZM81 95H82V94H81ZM85 95H86V94H85ZM85 95H83L85 98H83V97L81 98V97L79 96V99L83 101V99H86V98L89 97V96L86 97ZM18 96H19V95H18ZM18 96L15 95L16 98H18ZM20 96H21V94H20ZM23 96H24V95H23ZM23 96H21L20 99H22ZM26 96H27V95H26ZM43 96H44V95H43ZM47 96H49V95H47ZM66 96H67V95H66ZM66 96H65V97H66ZM71 96H73V95H71ZM11 97H10V98H11ZM35 97H36V96H35ZM50 97H51V96H50ZM53 97H59V96L57 95V96H53ZM62 97H63V96H62ZM0 98H3V97H0ZM6 98H5V97L3 98V102L7 100ZM16 98H14V99L16 100ZM23 98H24V97H23ZM30 98H31V97H29V98L27 97L28 100H29ZM42 98H43V97H42ZM42 98H41V99H42ZM44 98H46V97H44ZM48 98H49V97H48ZM51 98H52V97H51ZM66 98H67V97H66ZM66 98H64V99H66ZM4 99H5V100H4ZM27 99L25 98V100H27ZM53 99H54V98H53ZM62 99H63V98H62ZM64 99H63V100H64ZM71 99H72V98H71ZM71 99L69 98V99H67V100L69 101V100H71ZM73 99H74V98H73ZM79 99H78V100H79ZM8 100H10V99H8ZM33 100H34V99H32V101H33ZM39 100H40V98H39ZM51 100H52V99H50L49 101H51ZM54 100H55V99H54ZM54 100H52V102H55V101H56V100H55V101H54ZM60 100H61V99H60ZM63 100H61V101H63ZM67 100H66V102H67ZM87 100H88V99H87ZM89 100H90V99H89ZM89 100H88V101H89ZM13 101H14V100H13ZM13 101L10 100V103H12ZM19 101H20V100H19ZM22 101L24 102L23 99H22ZM22 101H21V102H22ZM29 101H30V100H29ZM32 101H31V102H32ZM34 101H35V100H34ZM36 101H37V99H36ZM36 101H35V102H36ZM45 101H46V100H45ZM57 101H58V100H57ZM76 101H77V100H75V101H74L75 103H73V104H76V105H77L79 101H77V103H76ZM82 101H81V102H82ZM85 101H86V100H85ZM1 102H2V100H1ZM3 102H2V103H3ZM8 102H9V101H8ZM27 102H28V101H26V103H27ZM35 102H34V103H35ZM39 102H40V101H39ZM41 102H42V101H41ZM52 102H51V104H52ZM66 102H65V103H66ZM71 102H73V100H72ZM4 103H5V102H4ZM26 103H25V106L28 105V103H30V102H28L27 104H26ZM34 103H33V104H34ZM42 103H43V102H42ZM46 103H47V102H46ZM48 103H49V102H48ZM56 103L58 104V102H56ZM59 103H61V102L59 101ZM63 103H64V102H63ZM86 103H87V102H86ZM44 104H45V102H44ZM54 104H55V103H54ZM61 104H62V103H61ZM80 104H81V103H80ZM11 105H12V104H11ZM11 105H10V106H11ZM29 105H30V104H29ZM36 105H37V104H36ZM40 105H41V104H40ZM42 105H43V104H42ZM42 105H41L40 107H42ZM59 105H60V104H59ZM62 105H64V104H62ZM1 106H2V105H0V109L2 108ZM45 106H46V105H44V107H45ZM49 106H51V105L49 104L48 107H49ZM56 106H57V105H56ZM65 106H66V108H67V103H66ZM69 106H71V104H69ZM72 106H73V105H72ZM74 106H75V105H74ZM8 107H9V106H5V107H3V109L5 108L4 111H6V109H9ZM13 107L17 108L18 106H17V107H16V106H13ZM13 107H12V108H13ZM26 107H27V106H26ZM30 107H31V105H30ZM32 107H34V106H32ZM32 107H31V109H32ZM61 107L63 108V106H61ZM75 107H76V106H75ZM75 107H74V108H75ZM77 107H80V106L78 105ZM81 107H82V106H81ZM15 108H14V109H15ZM19 108H21V106H20ZM24 108H25V107H24ZM57 108L60 110L59 107H57ZM64 108H65V107H64ZM66 108H65V109H66ZM14 109H10V111H9V110H7V111H8V113L11 112V111H13V113H14ZM26 109H27V108H26ZM36 109H38V107H37ZM43 109H44V108H43ZM50 109L52 110L53 108L50 107ZM50 109L47 108V111H48V112H46L45 109H44V112H46V114H48V113L50 112V111H49ZM65 109H64V110H65ZM68 109H69V108H68ZM75 109H76V108H75ZM15 110H16V109H15ZM17 110H18V108H17ZM17 110H16V111H17ZM55 110H57V109H55ZM72 110H74V109H72ZM4 111L2 110V113H3ZM7 111H6V112H7ZM19 111H20V110H19ZM37 111H39V110H37ZM37 111H35V112H37ZM65 111H66V110H65ZM70 111H71V110H70ZM6 112H5V113H6ZM17 112H18V111H17ZM21 112H22V111H21ZM26 112H27V110H26ZM54 112H55V111H53V113H54ZM61 112H62V110H61ZM61 112H60V113H61ZM5 113H3V115H4ZM8 113H6V114L8 115ZM13 113H11V114H13ZM42 113H43V111H42ZM63 113H64V112H63ZM71 113H72V112H71ZM89 113H90V112H89ZM15 114H16V112H15ZM17 114H19V113H17ZM17 114L15 115V116H16L15 118H17ZM23 114H24V113H23ZM29 114H30V112H29ZM40 114H41V113H40ZM49 114H50V113H49ZM49 114H48L47 116H45V117H48ZM51 114H52V112H51ZM55 114H56V113H55ZM58 114H59V113H58ZM90 114H91V113H90ZM27 115H28V114H27ZM33 115H34V114H33ZM56 115H57V114H56ZM59 115H60V114H59ZM65 115H66V114H65ZM67 115H68V113H67ZM72 115H73V114H72ZM5 116H6V115H5ZM8 116H10V113H9ZM8 116H7V117H8ZM19 116H20V114H19ZM28 116H29V115H28ZM53 116H54V115H53ZM20 117H22V116H20ZM20 117H19V119H20ZM29 117H31V116H29ZM32 117H33V116H32ZM49 117H51V116H49ZM66 117H68V116H66ZM3 118H4V116L2 117V120L5 122V119H6V118H5V119H3ZM22 118H23V117H22ZM34 118H36V117L34 116ZM34 118H33V119H34ZM52 118H53V117H52ZM61 118H63V114L61 115ZM7 119H8V118H7ZM10 119H11V118H10ZM30 119H31V118H30ZM30 119H29V121H30ZM63 119H64V118H63ZM63 119H62V121H63ZM8 120H9V119H8ZM23 120H24V118H23ZM23 120H22V121H23ZM31 120H32V119H31ZM37 120H38V119H37ZM44 120H45V119H44ZM51 120H52V119H51ZM54 120H55V119H54ZM0 121H1V120H0ZM12 121H13V120H12ZM18 121H19V120H18ZM20 121H21V120H20ZM22 121H21L20 124H22ZM26 121H27V120H26ZM42 121H43V120H42ZM59 121H60V120H59ZM59 121H58V122H59ZM64 121H65V119H64ZM64 121H63V122H64ZM33 122H34V121H33ZM1 123H2V121H1ZM8 123H9V122L7 121L6 125H7ZM10 123H12V122H10ZM31 123H32V122H31ZM2 124H3V123H2ZM20 124H18V125H20ZM24 124H25V123H24ZM28 124H29V123H28ZM34 124H35V123H34ZM38 124H39V122H38ZM44 124H45V123H44ZM52 124H53V122H52ZM55 124L57 125L58 123L55 122ZM55 124H54V125H55ZM4 125H5V123H4ZM22 125H23V124H22ZM22 125H21V126H22ZM9 126H10V125L8 124V127H7L6 129H8L9 131H11V129L9 128ZM15 126H17V125H15ZM35 126L38 127V125H35ZM39 126H40V125H39ZM0 127H2V125H0ZM5 127H6V126H5ZM5 127H4V128H5ZM12 127H13V125H12ZM29 127H30V125H29ZM41 127H42V126H41ZM17 128H18V127H17ZM17 128H16V129H17ZM24 128H25V127L21 128V129H24ZM51 128H52V127H51ZM6 129H5V130H6ZM21 129H19V133H20L21 131H23V130H21ZM33 129H34V128H33ZM40 129H41V128H40ZM40 129H39V130H40ZM47 129L49 130V127H48ZM61 129H62V128H61ZM0 130H4L3 127H2V129L0 128ZM30 130H31V129H30ZM30 130H29L28 132H30ZM58 130H59V129H58ZM58 130H57V131H58ZM25 131H26V130H25ZM3 132H4V131H3ZM3 132H0V133H3ZM5 132H8V131L6 130ZM17 132H18V130H17ZM26 132H27V131H26ZM44 132H45V131H44ZM44 132H43V133H44ZM55 132H56V131H55ZM55 132H53L54 135H55ZM12 133H13V130H12ZM12 133L10 132L9 134H12ZM30 133H31V132H30ZM32 133H33V132H32ZM39 133H40V132H39ZM49 133H50V132H49ZM58 133H59V132H58ZM7 134H8V133H7ZM21 134H22V133H21ZM21 134H20V135H21ZM35 134H36V133H35ZM40 134H41V133H40ZM56 134H57V132H56ZM22 135H23V134H22ZM25 135H26V134H25ZM7 136H8V135H7ZM9 136H10V135H9ZM12 136H13V135H12ZM17 136H19V135H16V137H17ZM1 137H2V141H3V138H4L3 134H2ZM1 137H0V138H1ZM5 137H6V135H5ZM10 137H11V136H10ZM49 137H51V136H49ZM21 138H22V137H21ZM45 138H46V137H45ZM8 139H9V138H8ZM14 139H15V138H14ZM17 139H19V138H17ZM23 139H24V138H23ZM23 139H21V142H22ZM41 139H42V138H41ZM46 139H47V138H46ZM219 139H220V138H219ZM9 140H10V139H9ZM24 140H25V139H24ZM0 141H1V140H0ZM4 141H6V140H4ZM16 141H17V140H16ZM28 141H29V140H28ZM6 142H7V141H6ZM9 142H11V144H12V141H9ZM14 142H15V140H14ZM14 142H13V143H14ZM17 142H18V141H17ZM32 143H34V142H32ZM235 143H236V142H235ZM5 144H6V143H5ZM18 144H19V143H18ZM24 144H25V143H24ZM24 144H23V145H24ZM52 144H53V143H52ZM20 145H21V143H20ZM30 145H31V144H30ZM246 145H247V144H246ZM256 145H257V143H256ZM1 146H2V145H1ZM3 146H4V145H3ZM10 146H11V145H10ZM13 146H14V144H13ZM15 146H16V144H15ZM17 146H19V145H17ZM17 146H16V147H17ZM25 146H26V145H25ZM28 146H29V145H28ZM21 147H23V146H21ZM2 148H3V147H2ZM11 148H12V146H11ZM23 148H24V147H23ZM23 148H22V149H23ZM25 148H26V147H25ZM29 148H30V147H29ZM47 148H48V147H47ZM18 149H19V148H18ZM27 149H28V148H27ZM35 149H36V148H35ZM6 150L8 151V149H6ZM14 150H15V147H14ZM23 150H24V149H23ZM30 150H31V148H30ZM43 150H44V149H43ZM185 150H186V149H185ZM7 151H6V152H7ZM24 151H25V150H24ZM8 152H9V151H8ZM8 152H7V153H8ZM14 152H15V151H14ZM26 152H27V151H26ZM1 153H2V152H1ZM18 153H19V152H18ZM34 153H35V152H34ZM34 153H33V154H34ZM11 154H12V153H11ZM13 154H17V153L15 152V153H13ZM4 155H5V154H4ZM6 155H7V154H6ZM17 155H18V154H17ZM17 155H16V156H17ZM235 155H236V154H235ZM252 155H254V154H252ZM9 156H10V155H8L7 158H8ZM12 156H13V155H12ZM20 156H21V155H20ZM20 156H17V157H20ZM31 156H32V155H31ZM236 156H237V155H236ZM237 157H238V156H237ZM33 158H34V157H33ZM254 158H255V157H254ZM262 158H263V157H262ZM21 159H22V157L20 158V160H21ZM178 159H179V158H178ZM263 159H264V158H263ZM0 160H1V159H0ZM3 160H4V159H3ZM3 160H2V161H3ZM18 160H19V159H18ZM31 160H32V158H31ZM35 160H36V159H35ZM258 160H259V159H258ZM258 160H257V162H258ZM261 160H262V159H261ZM18 162H19V161H18ZM20 162H21V161H20ZM20 162H19V164L22 163V162H21V163H20ZM24 162H25V161H24ZM36 162H37V161H34V163H36ZM214 162H215V165H216V161H214ZM214 162H213V163H214ZM219 162H220V161H219ZM227 162H228V161H227ZM248 162H249V160H248ZM0 164H1V162H0ZM10 164H11V162H10ZM13 164H14V163H13ZM16 164H17V163H16ZM211 164H212V163H211ZM220 164H221V163H220ZM229 164H231V163H229ZM21 165H22V164H21ZM31 165H32V164H31ZM40 165H41V164H40ZM217 165H218V164H217ZM239 165H240V164H239ZM11 166H12V165H11ZM13 166H15V165H13ZM16 166H17V165H16ZM34 166H35V164H34ZM206 166H207V165H206ZM199 167H200V166H199ZM204 167H205V166H204ZM246 167H247V166H246ZM1 168H2V167H1ZM1 168H0V169H1ZM23 168H24V167H23ZM31 168H32V167H31ZM36 168H37V166H36ZM36 168H35V169H36ZM201 168H202V165H201ZM215 168H216V166H215ZM239 168H240V167H239ZM20 169H21V168H20ZM198 169H200V168H198ZM1 170H2V169H1ZM22 170H23V169H22ZM33 170H34V169H33ZM201 170H202V169H200L199 171H201ZM204 170H205V169H204ZM224 170H225V169H224ZM3 171H4V170H3ZM34 171H35V170H34ZM141 171H142V169H141ZM194 171H195V170H194ZM199 171H198V172H199ZM25 172H26V171H25ZM142 172H143V171H142ZM32 173H33V172H32ZM32 173H30V174H32ZM0 174H1V173H0ZM143 174H144V173H143ZM230 174H232V173H230ZM230 174H229V175H230ZM34 175H35V174H34ZM234 175H235V174H234ZM4 176H5V175H4ZM18 177H19V176H18ZM146 177H147V179L149 178L148 176H146ZM0 178H3V177L0 176ZM33 178H34V177H33ZM6 179H7V178H6ZM67 179H68V178H67ZM241 179H242V178H241ZM4 180H5V179H4ZM4 180H3V181H4ZM30 180H31V179H30ZM68 181H69V180H68ZM218 181H219V180H218ZM22 182H24V181H22ZM175 182H176V181H175ZM159 183H160V182H159ZM163 183H164V182H163ZM177 183H178V182H177ZM33 184H34V183H33ZM122 184H123V183H122ZM167 184H169V183H167ZM25 185H26V184H25ZM127 185H128V184H127ZM178 185H179V184H178ZM3 186H4V184H3ZM11 186H12V185H11ZM181 186H182V184H181ZM16 187H17V186H16ZM25 187H26V186H25ZM127 187H128V186H127ZM183 187H184V186H183ZM11 188H13V187H11ZM125 188H126V187H125ZM3 189L5 190V188H3ZM23 189H25V188H23ZM4 190H1V191H4ZM7 191H8V190H7ZM7 191H4V193H6ZM158 191H159V190H158ZM195 191H196V190H195ZM12 192H13V191H12ZM20 192H21V191H20ZM163 192H164V191H163ZM17 193H19V192H17ZM17 193H16V194H17ZM34 193H35V192H34ZM167 193H168V192H166V194H167ZM0 194H1V193H0ZM6 194H7V193H6ZM13 194H14V193H13ZM22 194H23V193H22ZM113 194H114V193H113ZM163 194H164V193H163ZM10 195H12V194H10ZM17 195H18V194H17ZM23 195H24V194H23ZM100 195H101V194H100ZM167 195H169V193H168ZM3 196H5V195H3ZM14 196H15V195H14ZM25 196H26V195H25ZM27 196H28V195H27ZM169 196H170V195H169ZM9 197H10V196H9ZM39 197H40V196H39ZM166 197H167V196H166ZM5 198H6V197H5ZM7 198H8V195H7ZM19 198H20V197H19ZM22 198H23V197H22ZM32 198H33V197H32ZM169 198H170V197H169ZM169 198L167 197V200H168ZM177 198H178V197H177ZM0 199H1V197H0ZM12 199H13V197H12ZM23 199H24V198H23ZM172 199H173V198H172ZM172 199H171V201H173ZM2 200H4L3 197H2ZM15 200H16V199H15ZM6 201H7V199H6ZM169 201H170V200H169ZM2 202H3V201H2ZM11 202H12V201H11ZM174 202H175V199H174ZM0 203H1V202H0ZM4 203H5V200H4ZM8 203H9V202H8ZM12 203H14V202H12ZM137 203H138V202H137ZM137 203H136V204H137ZM172 203H173V202H172ZM201 203H204V201L201 202ZM201 203H200V206H202V205H203V206L200 207V208L203 209V208H204V204L201 205ZM5 204H6V203H5ZM9 204H10V203H9ZM19 204H20V203H19ZM170 204H171V203H170ZM3 205H4V204H3ZM3 205H2V207H3ZM105 205H106V204H105ZM134 205H135V204H133V207H134ZM6 206H8V205L6 204L4 207H6ZM13 206H14V205H13ZM135 206H136V205H135ZM8 207H10V206H8ZM11 207H12V206H11ZM44 207H45V206H44ZM150 207H151V206H150ZM150 207H149V208H150ZM216 207H217V206H216ZM46 208H47V207H46ZM138 208H139V207H138ZM195 208H196V207H195ZM226 208H227V207H226ZM2 209H3V208H2ZM5 209H7V207H6ZM8 209H9V208H8ZM12 209H13V208H12ZM14 209H16V208H14ZM14 209H13V210H14ZM26 209H27V208H26ZM134 209H135V208H133V210L131 209V213L128 212L129 210H127V212L130 213V214H132V215H133V214H134V215H137V214L134 213V212H135ZM3 210H4V209H3ZM9 210H11V209H9ZM18 210H19V209H18ZM39 210H40V209H39ZM104 210H106V209H104ZM111 210H112V209H111ZM149 210H150V211H149ZM149 210H148V211L151 212V213L148 212L149 215L154 213L153 211H151V208H150ZM5 211H7V210H4V212H5ZM133 211H134V212H133ZM11 212H12V211H11ZM19 212H20V211H19ZM103 212H104V211H103ZM103 212H102V213H103ZM132 212H133V213H132ZM145 212H146V211H145ZM2 213H3V212H2ZM112 213H113V212H112ZM112 213H111V214H112ZM122 213H123V212H122ZM161 213H162V211H161ZM171 213H172V212H171ZM188 213L191 214L190 212H188ZM8 214H9V213H8ZM8 214H6V215H8ZM13 214H14V212H13ZM13 214H12V215H13ZM125 214H126V213H125ZM130 214H129V215H130ZM154 214H155V213H154ZM158 214H159V212H158ZM163 214H164V212H163ZM207 214H208V213H207ZM6 215L4 214V215H2V217L5 218L4 216H6ZM23 215H24V214H23ZM121 215H122V214H121ZM129 215H128V216H129ZM132 215L130 216V218L132 217ZM183 215H185V214H183ZM183 215H182L181 217H185V216H183ZM187 215H188V214H187ZM8 216H9V215H8ZM17 216H18V215H17ZM125 216H126V215H125ZM128 216H127V217H128ZM155 216H156V214L154 215V217H155ZM163 216H164V215H163ZM189 216H190V215H189ZM193 216H194V215H193ZM199 216H200V215H199ZM9 217H11V216H9ZM9 217H8V220H9ZM24 217H25V215H24ZM24 217H23V218H24ZM112 217H113V216H111V219H112ZM114 217H115V215H114ZM134 217H136V216H134ZM134 217H132L133 219H131L132 222H133L134 219H135ZM144 217H145V216H144ZM152 217H153V216H151V218H152ZM178 217H179V216H178ZM181 217H180V218H181ZM196 217H198V215H197ZM11 218H12V217H11ZM11 218H10V219H11ZM100 218H101V217H100ZM148 218H150V217H148ZM191 218H192V217H191ZM199 218H200V217H199ZM209 218H210V217H209ZM209 218H208V219H209ZM104 219H105V218H104ZM111 219H110V220H111ZM146 219H147V218H146ZM158 219H159V218H158ZM193 219L196 221V219H198V218H196V219L193 218ZM193 219H192V221H193ZM211 219H212V218H211ZM0 220H3V219L0 218ZM96 220H98V219H96ZM128 220H130V219H128ZM180 220H181V219H180ZM206 220H207V219H206ZM206 220H205V221H206ZM209 220H210V219H209ZM4 221H6V220L4 219ZM11 221L13 222V218L11 219ZM22 221H23V220H22ZM37 221H38V219H37ZM159 221H160V220H159ZM9 222H10V221H9ZM9 222H8V224H9ZM14 222H15V221H14ZM16 222H17V221H16ZM93 222H94V221H93ZM107 222H108V221H107ZM115 222H116V220H115ZM132 222H131V224L134 225ZM157 222H158V220H157V218H156V223H155V224H158ZM183 222H184V221H183ZM196 222H197V221H196ZM196 222H195V223H196ZM0 223H2V222H0ZM6 223H7V222H6ZM34 223H35V222H34ZM94 223H95V222H94ZM135 223H137V222H135ZM160 223H161V222H160ZM160 223H159V224H160ZM184 223H185V222H184ZM192 223H193V222H192ZM204 223H205V222H204ZM206 223L209 224V221H208V222L206 221ZM3 224L5 225V222H4ZM14 224H16V223H14ZM29 224H30V223H29ZM101 224H102V223H101ZM159 224H158V225H159ZM211 224H212V223H211ZM17 225H18V223H17ZM92 225H94V224H92ZM92 225H91V226H92ZM109 225H110V224H109ZM153 225H154V222H153ZM189 225H190V224H189ZM5 226H6V225H5ZM7 226H8V225H7ZM7 226H6V228H7ZM18 226H19V225H18ZM26 226H27V225H26ZM135 226H136V225H135ZM209 226H210V224H209ZM209 226H208V227H209ZM0 227H2L1 224H0ZM3 227H4V226H3ZM8 227H9V226H8ZM32 227H33V226H32ZM121 227H122V226H121ZM153 227H154V226H153ZM159 227H160V225H159ZM204 227H205V224H204ZM230 227H231V226H230ZM109 228H110V227H109ZM189 228H190V227H188L187 229L190 230ZM200 228H201V227H200ZM202 228H203V226H202ZM263 228H264V227H263ZM0 229H1V228H0ZM9 229H11V227H10ZM9 229L7 228V230H9ZM131 229H132V228H131ZM152 229H153V230L150 229L151 232L155 231L154 228H152ZM160 229H163V227L160 228ZM3 230H5V227H4ZM118 230H119V229H118ZM158 230H159V229H156V231H158ZM15 231H16V230H15ZM207 231H208V229H206V232H207ZM9 232H10V231H9ZM208 232H210V231H208ZM208 232H207V233H208ZM7 233H8V232H7ZM12 233H15V232L13 231ZM12 233H10V234H12ZM20 233H21V232H20ZM153 233H154V232H153ZM197 233H198V232H197ZM229 233H230V232H229ZM8 234H9V233H8ZM209 234H210V233H209ZM0 235L2 236V238L4 237V235H2V234H0ZM13 235H14V236H13ZM13 235H12V237H10V238H15V234H13ZM17 235H18V234H17ZM199 235H200V234H199ZM203 235H204V234H203ZM110 236H111V235H110ZM182 236H183V235H182ZM18 237H19V236H18ZM18 237H17L16 239H14V241H15V240L17 241V240H18ZM86 237H87V236H86ZM115 237H116V236H115ZM117 237H118V236H117ZM206 237H207V236H206ZM215 237H216V236H215ZM6 238H7V237H5V239H6ZM24 238H25V237H24ZM91 238H92V237H91ZM0 239H1V238H0ZM20 239H21V238H20ZM153 239H154V237H153ZM168 239H169V238H167L166 240H168ZM172 239H173V238L170 237V241H171ZM189 239H190V238H189ZM210 239H211V238H210ZM232 239H233V238H232ZM7 240H8V238H7ZM7 240H6L5 243H8ZM88 240H89V239H88ZM205 240H206V238H205ZM205 240H204V241H205ZM235 240H236V238H235ZM3 241H4V240H2V242H3ZM9 241H10V239H9ZM11 241H12V240H11ZM154 241H155V240H154ZM168 241H169V240H168ZM170 241H169V242H170ZM2 242H0V243L2 244ZM99 242H100V241H99ZM111 242H112V241H111ZM169 242H168V243H169ZM206 242H207V241H206ZM208 242H209V240H208ZM229 242H230V241H229ZM239 242H240V241H239ZM30 243H31V242H30ZM88 243H89V242H88ZM97 243H98V242H97ZM162 243H163V242H162ZM216 243H217V242H216ZM237 243H238V242H237ZM3 244H4V242H3ZM8 244H9V243H8ZM13 244H14V243H13ZM13 244H12V245H13ZM90 244H93V243L90 242ZM166 244H167V243H166ZM211 244H212V243H211ZM232 244H233V243H232ZM6 245H7V244H6ZM6 245H5V246H6ZM10 245H11V244H10ZM12 245H11V246H12ZM213 245H214V244H213ZM0 246H4V245H0ZM11 246H10V247H11ZM211 246H212V245H211ZM233 246H234V245H233ZM237 246H238V245H237ZM17 247H18V246H17ZM90 247H91V245H90ZM96 247H97V246H95V248H96ZM102 247H103V246H102ZM215 247H216V246H215ZM1 248L3 249V247H1ZM6 248H8V247H5V250H6ZM19 248H20V247H19ZM246 248H247V247H246ZM2 249H0V251H2ZM96 249H97V248H96ZM120 249H121V248H120ZM164 249H165V248H164ZM208 249H209V248H208ZM215 249H216V248H215ZM5 250H4V253H5ZM12 250H13V249H11V251H12ZM14 250H17V248H15ZM102 250H103V249H102ZM157 250H158V249H157ZM162 250H163V249H162ZM211 250H212V249H211ZM211 250H210V251H211ZM236 250H237V249H236ZM7 251H8V249L6 250V252H7ZM91 251H92V250H91ZM99 251H100V250H99ZM163 251H164V250H163ZM165 251H167V250H165ZM173 251H174V250H173ZM214 251H215V250H214ZM241 251H242V250H241ZM95 252H96V251H95ZM156 252H157V251H156ZM208 252H209V250H208ZM218 252H219V251H218ZM0 253H1V252H0ZM4 253H3V255H4ZM10 253H11V252H9V253L7 252V253H5V254H10ZM91 253H92V252H91ZM166 253H167V252H166ZM176 253H177V252H176ZM211 253H212V252H211ZM211 253L209 252V254H211ZM11 254H12V253H11ZM96 254H97V253H96ZM167 254H168V253H167ZM215 254H216V253H215ZM227 254H228V253H227ZM0 255H1V257H0V259H1L3 256H2V254H0ZM168 255H169V254H168ZM172 255H173V253H172L170 256H172ZM4 256H5V255H4ZM27 256H28V255H27ZM95 256H96V255H95ZM121 256H122V255H121ZM178 256H179V255H178ZM13 257H14V256H13ZM3 258H4V259H7L8 256L6 255V258H5V257H3ZM3 258L1 259V261L3 260ZM10 258H11V257H9V259H10ZM20 258H21V257H20ZM177 258H178V257H177ZM214 258H215V257H214ZM9 259H8V260H9ZM28 259H29V258H28ZM171 259H172V258H171ZM171 259H170V260H171ZM174 259H176V255H175V258H174ZM179 259H180V256H179ZM16 260H17V259H16ZM101 260H102V259H101ZM170 260H169V261H170ZM216 260H217V259H216ZM223 260H224V259H223ZM4 261H5V260H3V262H2L1 264H4ZM169 261H168L167 263H169ZM172 261H173V260H172ZM174 261H175V260H174ZM212 261H213V260H212ZM217 261H218V260H217ZM8 262H9V261H7V263H8ZM12 262H13V261H12V259H11V262H10V263H12ZM26 262H27V261H26ZM163 262H164V261H163ZM165 262H166V261H165ZM5 263H6V262H5ZM14 263H15V261H14ZM88 263H89V261H88ZM214 263H215V261H214ZM16 264H17V263H16ZM23 264H24V263H23ZM25 264H27V263H25ZM103 264H106V263L104 262ZM211 264H213V263H211ZM215 264H216V263H215Z\"/></svg>",
    "mask_w": 264,
    "mask_h": 264
}]
</instances>
